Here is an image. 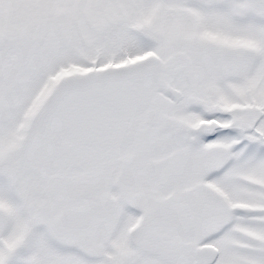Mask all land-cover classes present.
<instances>
[{"label":"snow or ice","instance_id":"1","mask_svg":"<svg viewBox=\"0 0 264 264\" xmlns=\"http://www.w3.org/2000/svg\"><path fill=\"white\" fill-rule=\"evenodd\" d=\"M0 264H264V0H0Z\"/></svg>","mask_w":264,"mask_h":264}]
</instances>
